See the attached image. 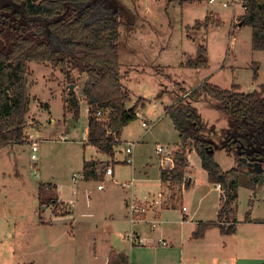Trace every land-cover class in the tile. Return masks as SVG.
<instances>
[{
	"label": "rangeland",
	"instance_id": "obj_1",
	"mask_svg": "<svg viewBox=\"0 0 264 264\" xmlns=\"http://www.w3.org/2000/svg\"><path fill=\"white\" fill-rule=\"evenodd\" d=\"M212 1L196 0L192 4H181L180 0H121L129 10L127 17L120 19L119 55L126 76L123 84L129 95L127 108L137 106L140 117L122 133V146L117 154L121 164L113 167V179L105 177L102 182L81 180L83 160L92 153L83 143L89 122L88 107L82 97L84 81L79 76L67 79L59 71L38 63L29 65L28 96L31 105L25 128L27 143L0 151V264H102L111 248L114 253L127 256L131 264H145L147 255L144 247L134 250L130 239L125 238V234L134 228L146 235L148 242L152 238V223L130 227L124 215L127 211L121 204L122 198L128 197L132 189L126 187L124 190L120 186L132 177L131 166L124 163L127 159L126 140L133 142L140 138L141 141L135 143L130 158L136 169L134 176L145 179V182H137L134 195L142 198L149 193L155 194L158 188L155 149L160 145L175 150L180 143L171 120L166 118L164 121L163 118L164 108L172 106L177 96L183 95L180 89L190 94L201 81L226 91L238 85L241 93H251L264 86V51L253 50L252 28L242 27L241 23L247 0ZM257 1L264 6V0ZM197 23L201 25L199 30L189 32L188 28L195 27ZM200 45L206 47L209 65L197 71L189 68L187 63L189 59L195 60ZM70 91L76 94L80 104L78 119L70 109L67 108V112L64 109L63 97H67ZM40 101L50 107L42 106ZM194 107L201 118L211 124L209 128H217L218 132H213L211 138L221 142L225 138L228 118L206 103L195 104ZM142 117L153 123L150 130L142 127ZM36 127L39 147L33 153L29 134ZM62 136L67 141H59ZM32 155L37 158L34 163ZM215 160L224 171L236 166L234 157L226 152L217 153ZM108 168L110 166L103 167V174ZM195 170L193 182L196 180L199 186L193 190L192 185L187 190L189 202L184 204L191 211L198 205L201 194L207 192L205 179L195 176ZM42 183L57 184L60 186L57 191L60 199L76 202L78 218L72 224L76 231L68 241L63 242V237L55 236L56 228L41 223L40 215L43 220L49 219L50 212H39V207H51L64 216L72 212L70 206L50 204V197L40 199V195H55L50 187V192L46 193L47 188L44 191ZM238 184L240 191L234 214L236 220L245 221L248 214L249 218L252 214L256 216L257 200L264 197V173L240 177ZM98 186H103V189L98 190ZM168 187L163 188V196L158 203L142 206L145 213L141 215V221H146L149 213L156 215L158 208L173 206V200L179 195L178 188L170 190ZM255 188L256 205L250 197ZM38 199L39 204L36 202ZM218 200L216 192L206 195L210 209L216 207ZM252 200L255 201L254 197ZM181 204L177 206L178 210H182ZM85 213L95 215L97 230L89 231V220L81 215ZM177 213L173 211L162 217L165 220L163 230L176 232L180 228L176 223ZM66 224L67 229H71L70 221ZM243 227L245 225L239 228L237 241L247 231ZM167 239V248L177 247L170 243V238ZM54 243L59 245L54 249L48 247ZM231 252L229 245L224 255L228 257ZM177 255L171 259L174 264H188L180 263L179 252Z\"/></svg>",
	"mask_w": 264,
	"mask_h": 264
},
{
	"label": "trees",
	"instance_id": "obj_2",
	"mask_svg": "<svg viewBox=\"0 0 264 264\" xmlns=\"http://www.w3.org/2000/svg\"><path fill=\"white\" fill-rule=\"evenodd\" d=\"M195 1L180 0L181 4ZM244 7L242 27L252 28L253 50L264 51V6L257 0H247ZM128 14L121 0H42L38 3L0 0V151L27 143L29 65L38 63L59 71L67 79L79 76L84 81L82 97L89 112L86 145L113 159L115 150L121 146L124 129L138 119V107L127 108L129 95L123 84L126 76L119 55L120 19ZM200 26L197 23L188 31L199 30ZM208 65L206 47L200 45L197 57L189 59L187 66L199 71ZM257 76L258 67L255 68ZM180 90L188 96H177L174 105L164 108L180 143L173 154L174 168L161 171L162 186L168 185L170 190L178 188L179 195L172 207L182 203L183 191L191 187L185 173L189 167L188 154L194 150L209 183L219 186L223 195L218 221L199 224L193 238L202 239L214 228L223 236H232L236 233V223L227 226L223 221L235 211L240 177L254 174L243 160L259 162L264 168V86L251 93H241L238 85L226 91L203 82L190 94L183 88ZM63 102L65 110L70 109L78 119L80 104L76 94L70 91ZM197 103H206L228 118V129L221 142L211 138L214 129L208 128L201 118L194 107ZM220 152L234 157L235 168L224 171L220 167L215 160ZM99 165L95 161L85 162L83 180L102 182L104 174L98 172ZM50 204L57 202L51 200ZM54 213L60 216L58 210ZM108 264L130 262L127 256L113 253Z\"/></svg>",
	"mask_w": 264,
	"mask_h": 264
},
{
	"label": "crops",
	"instance_id": "obj_3",
	"mask_svg": "<svg viewBox=\"0 0 264 264\" xmlns=\"http://www.w3.org/2000/svg\"><path fill=\"white\" fill-rule=\"evenodd\" d=\"M202 83L203 81L198 83V86ZM176 102L177 100L173 101L171 105H174ZM39 104H41L42 106H47L48 108L50 107L47 103H44L41 101ZM64 109H65V105H64ZM163 114H164L163 115L164 121H166V118L168 117L166 116L164 111H163ZM137 117H140L139 113H137ZM203 121L205 122L208 128L212 127L209 122H207L204 119ZM143 122H149L151 125L153 124L149 120H145L142 117V123ZM227 126L228 124L226 125V128H224V131L228 128ZM150 129H147V130H150ZM36 130H37V127L33 129V132L31 134H29L30 146H32L33 143H37L39 145V143L37 142L38 140H37V134L35 132ZM173 130L174 132H176L174 129V126H173ZM87 131H88V125H87L86 134H85V139L83 141L85 146H86ZM213 132H218L217 128H215ZM211 134L210 136H212ZM62 138L63 139L62 140L59 139V141H62V142L67 141L66 138H64L63 136ZM135 140L136 141H133V142H129L126 140L125 142L126 150L127 148H131L132 154H133V147L136 145L135 143L139 144L141 142L140 138H137ZM121 146H122V139H121ZM86 147L91 149L92 153L89 156V158L85 157L83 160L82 170H81L82 172L81 180H83V167H84L85 162H89V161L99 162L100 165L97 168L99 173L101 172L103 173V167L106 165L110 166V168L113 169L115 165L121 164V161L118 159V156H117L121 147L115 150V155L113 159L101 155L95 148L91 146H86ZM157 147H163L164 153L158 154ZM157 147L155 149V153L158 159V167H157L158 175H157V180H156L157 186H158L157 192L155 194L149 193L148 195L143 196L142 198H137V196L134 195L133 189L136 186L137 182L139 181L145 182L144 181L145 179L143 180L137 179L134 176V174L136 173V169L133 166L134 165L133 159L130 158L132 154L127 155L126 150H125V154L127 156V159L124 163L126 165L131 166L132 177H131V180L122 182L120 184V186L123 187L124 190L126 189V187H132L131 192L128 195V197L124 196V198H122L123 200L121 203L123 206V209L127 211V213L125 212L124 215H125V219H128L130 227L133 228L136 225H139L140 223H152V226L150 227V231L152 232L153 239L152 238L150 239L151 242H148L149 238H147L146 235L144 234H140L139 233L140 231H137L138 229H135V228H134V231H132L131 233L125 234V238L130 239V241L132 242L134 250L144 247V249L146 250L145 254L147 255L145 259V264H174V262L171 261V259L172 257H175V255H177L178 252L180 254L179 255L180 263L182 262V263H188V264H264V197H262V199L260 200H257L258 211L256 212V216L252 214V216L249 218L248 221H246L247 218H245V221L236 220L234 213H232L227 219L223 221V224L227 226L232 225L233 223H236L235 235L223 236L221 235L219 229L214 228V229L208 230L202 239L193 238L194 233L198 230L199 224L201 223L205 224L209 222L218 221V214L221 208V198L223 195L219 186H214L209 183L208 174L207 172L203 170L201 159L199 158V156L194 150L190 151L188 154L189 167L185 173V180L190 181L191 186L192 185L194 186L193 190L195 189V187L199 186L198 185L199 183L196 182V180L195 182H193V179H194L193 170L196 169L195 176L200 175L202 176V178L205 179V182H206L205 187L207 189V192L206 193L203 192L201 194L203 196L198 198V205L195 207V209L191 211L190 208L184 206L185 203L188 204L189 202L188 201L189 193L187 191H183V200L181 204L182 210H178L177 207H172V206L169 208H164V207L158 208L157 214L155 215V214L149 213L146 218V221H143L140 223L132 222L131 212H130L131 203L135 202L142 206H145L146 204L148 205L150 203L154 204L155 202L158 203L159 202L158 199L161 196H163V188H164L161 182V171L162 170H172L174 168L173 154L177 151L178 146L175 148V150H173L170 147H165V146H160V145H158ZM129 159L131 160V163H128ZM114 176H115L114 170H113V176L111 177L109 176L107 177L106 171H105L104 178L107 177L109 179H113ZM247 176L248 175H243L241 177L247 178ZM42 184L43 186H45L44 191L47 188L46 193L50 192V190H48L50 187L53 189V193H55V195H40V199L42 197H50L52 198L53 201H56L57 203L64 204L65 206H70L72 212H71V215H68V216H64V214L63 215L59 214L60 216H56V214L54 213V210L51 207H47V206L39 207V212L47 211V210L50 212L49 219L43 220V217L40 215V220L42 221L41 223L44 226H50L51 228H56L57 232L55 236L61 237V238L63 237L64 238L62 239L63 242H65V240L68 241V238H72L74 236V232L76 231V226L72 225L73 222L76 223V220L78 218L76 202L74 201L65 202L62 199H60L59 195H57V191H59L60 186H58L57 184H54V183H42ZM215 192L218 193L219 200H218V203L216 204V207L210 209L209 202L206 201V195H209L210 193H215ZM75 196H78V195H75ZM53 197L55 199H53ZM250 197H251V202L253 201V203H255L257 199L256 188L255 190L253 189L250 192ZM253 197L255 201L252 200ZM40 199L36 201L38 204L40 203ZM44 207H46V209H44ZM183 208L186 209L185 212L183 211ZM173 211L178 212L177 216H178L179 223L177 221L176 223L180 226V228H178L176 232L175 231L173 232L170 230L167 231L165 229L163 230L162 225L164 224L165 220H163L162 217L163 216L166 217ZM81 215L83 216L82 217L83 219L89 220L88 221L89 231L92 232V231L97 230L98 226L96 225V223L98 221L93 213H87V214L85 213ZM149 216H152V219L149 220ZM66 221H70L71 229H67ZM242 225H245V227L243 228H247V231L243 234V237L240 238L239 241H237L236 238L240 234L239 228ZM78 229L81 230L83 228L78 227ZM226 237H229L230 239L228 240L222 239ZM167 238H170L169 240L170 243L171 244L175 243V246L177 247H173L169 249L167 248L168 245L162 246L163 245L162 243L167 242L165 240ZM54 244L55 245H51L48 247L54 249L56 246L59 245L58 243H54ZM229 245L231 246L232 252H231V255L227 257L224 255L225 254L224 252L225 250L228 249ZM113 253H114V250L111 248V250L107 252L106 259L102 262V264H108L109 258L111 254ZM115 254L121 255L117 252H115Z\"/></svg>",
	"mask_w": 264,
	"mask_h": 264
},
{
	"label": "built area",
	"instance_id": "obj_4",
	"mask_svg": "<svg viewBox=\"0 0 264 264\" xmlns=\"http://www.w3.org/2000/svg\"><path fill=\"white\" fill-rule=\"evenodd\" d=\"M42 0H33L34 3H38ZM210 3H213L212 0H210ZM224 7H227V5L224 4ZM100 116V114H98ZM142 126L143 128L145 129H150L152 127V125L149 123V122H143L142 123ZM63 138L61 137L60 140H62ZM38 144L37 143H33L32 146H31V149H32V152L33 153H36L38 151ZM126 153L127 155H131L132 154V149L131 148H127L126 150ZM157 153L158 154H162L164 153V148L163 147H157ZM36 156L35 155H32L31 156V161L32 163L36 162ZM128 163H131V160L129 159L128 160ZM106 176L108 177H111L113 176V169L112 168H108L106 170ZM75 178V177H74ZM102 186H99V190H102ZM220 188V187H219ZM157 203V202H156ZM183 211L185 212L186 209L183 208ZM130 212H131V218H132V222L134 223H140V222H143L141 221V215L145 213V210L144 208L142 207V205H139L135 202H132L131 205H130ZM132 238V237H131ZM163 245H166V243H162Z\"/></svg>",
	"mask_w": 264,
	"mask_h": 264
},
{
	"label": "water",
	"instance_id": "obj_5",
	"mask_svg": "<svg viewBox=\"0 0 264 264\" xmlns=\"http://www.w3.org/2000/svg\"><path fill=\"white\" fill-rule=\"evenodd\" d=\"M243 163L254 174H263L264 173V168L259 162H251V161L249 162L247 159H244ZM44 209H46V207H44Z\"/></svg>",
	"mask_w": 264,
	"mask_h": 264
}]
</instances>
